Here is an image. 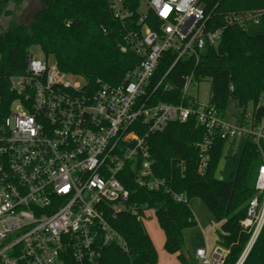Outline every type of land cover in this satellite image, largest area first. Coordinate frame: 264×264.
Wrapping results in <instances>:
<instances>
[{"label":"built area","instance_id":"built-area-1","mask_svg":"<svg viewBox=\"0 0 264 264\" xmlns=\"http://www.w3.org/2000/svg\"><path fill=\"white\" fill-rule=\"evenodd\" d=\"M133 26L132 0H107L121 24V51L140 57L137 68L120 85L86 87L49 57L29 48L23 72L4 76L0 71V264H102L103 252L128 244L113 225L122 211L143 221L153 211L149 204H130V190L120 180L127 168L139 186L163 190L179 203L189 204L168 178L155 174L149 138L170 122L194 116L206 129L196 143L198 172L209 166L214 140H252L262 158L255 181L256 195L242 221L251 229L244 249L248 254L264 227V120L224 118L208 103L189 93L198 83L184 74L182 102H153L159 89H172L167 75L181 59L197 65L208 47L216 45L222 30L208 27L210 15L201 0H144L147 10ZM264 10L226 15L229 25L249 29L260 24ZM153 15L156 28L148 23ZM70 22H67L68 26ZM175 60L161 79H153L164 53ZM2 54L0 52V63ZM187 100V103L184 101ZM182 171L185 162L177 163ZM151 211V213H149ZM243 251V252H244ZM228 251L217 245L213 260L204 247L196 250L202 264H223Z\"/></svg>","mask_w":264,"mask_h":264},{"label":"trees","instance_id":"trees-1","mask_svg":"<svg viewBox=\"0 0 264 264\" xmlns=\"http://www.w3.org/2000/svg\"><path fill=\"white\" fill-rule=\"evenodd\" d=\"M23 1L0 0V16L14 15L11 5L17 8ZM140 3L132 0L130 5L135 27L141 26L137 25ZM201 3L210 15L208 27L222 30L220 40L207 48L197 65L194 59H181L164 80L173 85L172 89L159 88L152 96L153 102L181 103L183 75L193 72L196 81H210L208 104L215 106L224 118L236 115L242 123L252 104L254 122L264 120V33L253 34L250 29L229 25L226 20V15L231 13L264 10V0H201ZM31 17L28 22L15 17L0 31V71L4 76L24 71L27 52L32 47L52 57L61 70L79 76L93 91L102 85L122 84L128 72L139 65L138 55L123 52L119 47L125 30L114 18L107 0H43V9ZM67 22H70L68 26ZM148 23L152 28L158 25L153 15L149 16ZM259 25L264 26V13ZM174 60L173 52L164 53L153 79H161ZM206 134V129L191 116L186 122H170L163 131L151 135L154 171L168 178L172 187L184 193L189 201L199 199L221 223L217 243L228 251L223 264H237L251 237V229H245L242 221L249 202L256 195L255 181L262 158L255 143L246 140L231 180L217 178L227 144L218 135L209 166L200 174L195 145ZM179 162H185L184 171L177 166ZM119 178L130 190V204L148 203L153 209L164 233L165 251L175 255L180 264H197L198 258L188 257L183 251L184 231L197 225L189 204L175 201L163 190L148 191L139 186L130 168ZM113 225L127 241L128 252L118 243H112L103 252L102 264L159 263L157 248L136 215L122 211ZM242 264H264V227Z\"/></svg>","mask_w":264,"mask_h":264},{"label":"rangeland","instance_id":"rangeland-1","mask_svg":"<svg viewBox=\"0 0 264 264\" xmlns=\"http://www.w3.org/2000/svg\"><path fill=\"white\" fill-rule=\"evenodd\" d=\"M31 0H24L22 5L15 7L14 4L11 5V8L14 10V15H2L0 16V31L5 29L10 21L16 17L17 20L28 22L32 18L31 14H28V7ZM147 10V3L142 0V5L140 8L141 13H145ZM250 29V32L253 34H262L264 33V26L256 25ZM33 52L42 58L44 56L43 51L40 48H33ZM205 52V50H204ZM49 61L52 62L54 59L49 57ZM190 95L195 98L197 101H200L204 104L208 103L211 96V83L209 80H204L201 82L193 83L189 88ZM252 104H249L247 113L252 112ZM236 110V109H235ZM246 114L244 115V117ZM231 118H238L236 115ZM246 139L236 138L230 140L225 147L223 152V157L221 158L216 177L223 180L229 181L232 176L235 174L239 158L241 156L244 144ZM263 161V160H262ZM189 206L197 219V225L192 228H188L184 231L185 244L183 251L188 257H196L195 251L198 246H203L208 256L213 260V252L215 247L218 245V232L221 228V223L217 222L204 204L199 199H192L189 202ZM151 213V211H149ZM145 228L150 235L151 239L155 243L159 254V263L158 264H180L177 257L173 254H169L165 251L163 247L164 242V233L161 230L157 217L153 214L144 220ZM201 248V247H200ZM243 254V253H242ZM241 258V257H240ZM197 264H202L200 261Z\"/></svg>","mask_w":264,"mask_h":264},{"label":"water","instance_id":"water-1","mask_svg":"<svg viewBox=\"0 0 264 264\" xmlns=\"http://www.w3.org/2000/svg\"><path fill=\"white\" fill-rule=\"evenodd\" d=\"M43 9V0H31L29 7H28V14L34 15L37 12L41 11ZM247 254H245V251L241 255V258L237 262V264H242L246 258Z\"/></svg>","mask_w":264,"mask_h":264},{"label":"crops","instance_id":"crops-1","mask_svg":"<svg viewBox=\"0 0 264 264\" xmlns=\"http://www.w3.org/2000/svg\"><path fill=\"white\" fill-rule=\"evenodd\" d=\"M152 215L154 214V212L152 211V213H151ZM155 244V243H154ZM200 247H203V246H198L196 249H198V248H200ZM195 255L197 256V254H196V251H195ZM198 258V257H197ZM198 261H199V259H198Z\"/></svg>","mask_w":264,"mask_h":264}]
</instances>
